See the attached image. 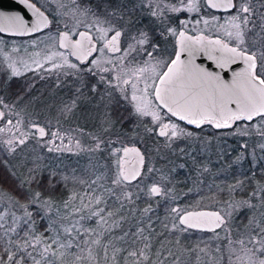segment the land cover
Returning a JSON list of instances; mask_svg holds the SVG:
<instances>
[{"label": "snow or ice", "instance_id": "obj_1", "mask_svg": "<svg viewBox=\"0 0 264 264\" xmlns=\"http://www.w3.org/2000/svg\"><path fill=\"white\" fill-rule=\"evenodd\" d=\"M130 2L131 8L125 4L119 10L109 11L106 8L98 11L91 6V0H71L72 15L76 23L71 27L65 24L64 31L57 29L52 45V49L57 50L49 49L44 54L45 63H50L52 68L61 71L64 76L72 77L78 85L73 98L61 109L62 114L71 113L87 89L100 98L104 109L105 132H108L115 125L110 119L113 102L119 105L126 101L131 106L130 117L136 127L130 128L126 133H117L116 140L94 136L93 146L86 149L89 153L100 154L104 153L105 148L108 149L110 157L115 160L111 183L117 187L128 186L133 181L139 184L144 179L147 148L142 152L136 146L138 139H135L141 134L164 138V144L158 146L157 155L160 147L166 153L175 155L178 141L193 138L192 131L170 119L166 121L161 115L162 111L195 128L209 124L218 130H231L233 134L240 136L248 135L251 130L264 140V0H254L260 4L259 11L249 0H171L168 3L164 0H152L147 3V7L146 0ZM20 3L32 9L35 19L0 14V33L32 35L44 29L57 28V18L49 19V15L37 7L36 3H31L30 0H20ZM201 5L230 13L225 23L214 29L222 32V35L211 36L205 32L218 19L216 17L212 20L197 18L195 25L203 24L204 28L190 35L188 25L191 21L181 20L178 30L167 15L169 12L199 13ZM142 9L157 23L159 31L155 34L147 29L135 28L130 19L125 20V16L131 17ZM191 31L195 32V29ZM166 37L176 38L175 50L167 58L161 51L159 42ZM2 43L3 40L0 39V44ZM32 43L35 45L36 42ZM12 51L19 50L14 48ZM32 55L40 56L41 53ZM71 57L76 62H72ZM198 57H206L209 63H197ZM5 59L9 61L7 66L12 76L21 75L18 63L30 70V66L23 60H12L7 54ZM32 63L37 67L43 66L39 60H33ZM237 63L242 65L240 71L233 67ZM228 71L232 72L231 79H225ZM90 80H95V83H88ZM0 105H4L2 99ZM4 117L5 113L0 111V120ZM146 117L150 118L151 127L144 120ZM20 123L17 121L13 125L11 120H6L5 126L0 127V132H11L15 128L18 133L4 142L10 155L17 150L23 151L21 146L26 145L29 138H38L46 145H54L48 147L49 152L72 151L67 145H55L56 140L64 139L58 130L48 131L46 126L33 122L30 125L31 131H21ZM8 125L12 127H7ZM121 136L133 146H124ZM45 137L48 139L45 140ZM71 139L69 138V143ZM116 143L121 147L116 148ZM75 146L81 149V141L76 140ZM241 147L247 150L248 145ZM258 147L264 152V143H260ZM179 152L188 155L183 148ZM162 159L167 160V155ZM5 163L6 161L0 160V164ZM32 164L33 167L28 168L19 184L26 202H21L18 196H9L7 204L0 208V247L3 248L0 252V264H100L93 246L101 245L99 237L102 233L86 227V222L97 217L107 224L108 221L102 214L104 210L88 211L92 198L89 203H85V196H90V193L80 195L73 192L63 201L65 211L61 214L60 208L50 197H43L39 191H30V186L37 182L39 171V165L35 161ZM147 172L153 175L159 173L158 178L147 188V193L167 197L171 191L166 186V182L171 183L170 176L155 167L147 168ZM12 174L16 175L15 172ZM67 179V176H60L55 170L48 173L50 187H55L61 181L66 182ZM99 179L103 177L93 180L89 189ZM242 185L243 181H237L235 185L229 186V194ZM109 192L117 200H120L121 195L126 200L132 199V194L123 188L119 194L115 188ZM94 199L98 206L101 199ZM77 200L80 206L72 207V211L68 212L67 209ZM252 200H258L259 205L264 207V186L254 189L248 200L223 201V207L218 211H186L179 216V223L189 228H207L213 232L216 229L230 230L234 212L241 208H257L256 204L250 202ZM17 211L22 215H17ZM107 215L111 217L113 213L109 211ZM37 216L48 221L44 232L35 228ZM244 227L245 231L237 239L233 240L230 233L227 237L229 264H264V213L259 218L251 217ZM173 228H176L175 224ZM140 232L143 233V229ZM143 239L147 241L148 238ZM148 247L145 243L144 249L131 251L129 256L147 260L145 249ZM103 251L104 264H108V247L103 246ZM118 251L119 249H113V262ZM232 257H235L234 261Z\"/></svg>", "mask_w": 264, "mask_h": 264}, {"label": "rangeland", "instance_id": "obj_2", "mask_svg": "<svg viewBox=\"0 0 264 264\" xmlns=\"http://www.w3.org/2000/svg\"><path fill=\"white\" fill-rule=\"evenodd\" d=\"M45 5L46 3L48 5H51V7L55 11V16L57 20L59 21V24L56 28L59 31L65 30V24H67L69 27H71L74 23H76L75 18L72 15V9L73 5L71 4V0H42ZM124 2V0H112L110 3H115V5L119 8L121 7V4ZM127 4H130L129 8H131V2L130 0L126 1ZM152 2V0H146L145 7H147V3ZM165 3L171 2V0H164ZM250 3H253V6L259 11L260 10V4L259 2H254V0H249ZM60 5H64L65 7H61ZM202 7V5H201ZM204 9H202L201 14L199 13H188V12H180V13H171L169 12L167 15L170 18V21L174 27H177L179 30L180 24L179 22L181 20H189L191 21V17L198 15V18L203 17L205 19L212 20L213 17L218 18L216 21H214L209 29H206L205 32L208 35L215 36L217 34L222 35V32H216L214 29L218 28L219 24H224L225 19L230 15H225L222 17L218 16H210L209 14H205ZM64 13H67L65 15ZM184 18V19H183ZM145 19V20H144ZM146 19H150L151 22L148 21V23L144 26L141 25L144 24ZM125 20H129L125 16ZM134 24L135 28H142L147 29L150 32L151 28H156L157 32L159 31V27L156 22H154L153 18L147 14L143 9L141 11H137V14L134 15L133 18L130 19ZM127 27V25H126ZM188 28L195 29V32L191 31L192 33L196 34L199 32V30L203 29V24L195 25V21L189 23ZM48 30V29H46ZM45 30V31H46ZM44 31V32H45ZM155 32V31H154ZM48 33V32H47ZM49 37H51L50 41L47 43L41 40H30L29 42H23L22 44L16 40L17 38L7 39L2 38L3 45L8 46V48H4L2 44H0V58L4 61L3 63L5 66L8 65L9 61L5 59V54H7L8 57L12 60L16 61H25L29 66L30 70L26 69L23 64L18 63V67L20 69L21 76H25L27 78H30L34 82H39L41 80L48 79L50 77L58 79L59 77L63 78L66 77L62 74L61 71H58L57 69L52 68L50 63L44 62V54L49 50L52 49L53 45V36L55 33H48ZM53 34V35H52ZM154 34V33H153ZM169 40H175V37H169ZM44 40V39H42ZM33 41H35V45H33ZM37 43H42L41 47ZM46 44L47 49H44V45ZM48 44V45H47ZM22 46V48H21ZM18 49L19 51L13 52V49ZM57 50V49H52ZM59 51H62L58 49ZM39 52L41 53L40 56H34L33 53ZM33 60H39L40 63L43 65L42 67H37L34 63H32ZM8 67V66H7ZM9 69V68H8ZM10 74L11 70L9 69ZM30 74V75H29ZM18 77V76H14ZM60 78V79H61ZM62 81V80H61ZM58 84V83H57ZM59 87L63 90L66 89L67 86L60 84ZM28 98H25L24 96H21L20 99L14 101L13 103L6 101L1 95L0 99L3 100L4 105H7L8 107L5 108L4 105H0V110L5 113L4 119L0 122V127L5 126L6 120H11L13 122V125L17 123V121H20V129L21 131H31L30 125L33 122H38L41 126H46V130L48 131H59L61 135L64 137L63 141L56 140L55 145H67L71 147L72 151H54L49 152L48 147L54 146V145H46L43 140H39L38 138H29L26 142V145L21 146L23 148V151L17 150L16 153L11 154L12 158H16V168L17 171L21 174L22 180L24 179L25 175L27 174L28 168L33 167L32 161H35L37 165H39V171L37 173V176L43 175L44 173H49V171L55 170L60 172L62 176H67L69 182L71 183V187L68 189V194L65 197L64 200H54L56 202V206L60 208L61 214H64V208H63V201L67 200L68 197L73 193H78L80 195H85V193H90V196H85V203H89V199H91V205L90 209L88 211H91L92 209H103L104 212L102 213L105 217V219L108 221L107 224H104L102 221H100L97 217H93L92 220L86 222V227H90L93 229H96L97 232L102 233L100 235L101 245L100 246H93L94 254H98V260L100 264H104V251L103 246L108 247V258L109 262L108 264H121L122 262V236H118V232L122 230L121 228H125V232L134 233L135 238L138 240L139 237H141L140 234V227L138 222V216L136 219H134L135 223L137 224V227L134 229H130V226L125 227L124 218L119 216L117 213V207H113L112 210L110 208L111 201L113 200L114 203H116L118 200L115 198V196L111 195L109 190L115 188L116 192L119 194L121 191L122 186H115L111 183V178L114 175L115 172V160L114 158L110 157L108 153V149L105 148L104 153H89L86 151L87 148L92 147V137L99 136L103 139H111L116 140L117 133H125L123 128L120 126L114 125V127L108 131L105 132V126L102 124V120L100 117H102V114H98L96 110L93 109V107H88V109L84 111H79L78 109H74L71 113L62 114L61 109L63 108L64 104L68 102V99L64 93H53L50 92L49 95L46 92L45 95H41L40 93H34V89L31 90V86L29 87ZM34 91V92H33ZM55 91V90H52ZM54 94L58 96L57 99H54ZM47 96V99H42ZM100 113V112H99ZM104 118V116H103ZM73 125H83L86 126L89 129L83 130L82 128L75 133L72 132L71 128L69 126ZM7 127H12V125H8ZM151 127V126H150ZM14 135H18L15 128H12L11 132H0V143L6 148V145L4 142L11 138ZM220 139L215 140V145H219V141L221 142L220 150L217 149L215 146H211V141H208L207 139L195 142L190 141L188 143L189 145V151L185 149L184 145L187 144L186 140H180L177 142L178 148L177 153L174 155L172 153H166L165 150H163L162 147H160L159 155H157L158 146H162L164 142H151L148 138L149 136H145L141 134L140 137L135 138L138 139L139 143L136 144L137 147H139L142 152L145 151V148H147L146 156H145V168H144V179L139 182V184L135 183L134 186L129 188H123L125 191L130 192L133 194H138L145 196V192L147 191V188L151 186L152 182L158 178L159 173L153 175L151 173L147 172V168L155 167L157 169H162L165 174L170 176L171 183L166 182L167 188L171 189L169 195L167 197L159 196L162 198L164 203H167L169 205V214L171 215V219H176L178 221L179 216L182 213H185L186 211H195V210H216L218 211L221 207H223V201L225 200H232L233 192L229 194V188L228 184V176H227V169H228V162L224 159V157L227 155V151L223 152L222 149L227 148L228 145L223 141L222 135H219ZM217 137V136H214ZM69 138L71 139V143H69ZM122 139H124V146L131 147L133 146L132 143L129 142L128 139L121 136ZM48 137H45V140H47ZM222 139V140H221ZM257 139V138H256ZM254 136L251 138V148L255 151V145L253 142L261 141L260 143H264V140L258 139L256 140ZM80 140L81 141V150L78 149L75 146V141ZM244 143L243 139H239V144ZM116 148L121 147L119 143L115 144ZM183 148L185 152L188 153V155H183L179 152V149ZM219 150V154L217 152ZM212 154H216V158L213 161L212 160ZM259 154V153H256ZM167 155V160L162 159ZM199 158L203 163L199 162ZM259 160L258 156H256ZM198 160V161H196ZM26 162V163H25ZM216 164L217 172H213L212 165ZM179 165H183V167H179ZM264 166V163L262 164ZM251 167L252 170H255L256 164L253 162ZM207 169V171H204V169ZM97 177H103V179L97 180V183L92 185V188L89 189V185L92 183L93 180H96ZM76 178V179H75ZM204 179V180H203ZM207 179V180H206ZM71 180V181H70ZM75 180V181H74ZM74 181V182H73ZM82 181L84 183H82ZM76 184L74 186L73 183ZM251 187L256 189L258 186H264V180L259 182L258 180L254 179L251 181ZM208 187H214L215 191L213 193H206L207 195L205 197H202L201 199H198L197 201L193 202H186V200L190 199L191 196H196L200 194V192H203L205 189V186ZM33 190V188H31ZM30 189V191H31ZM241 189V187H240ZM253 189V190H254ZM32 192V191H31ZM37 192L33 190V193ZM221 192H226L227 195ZM202 194V193H201ZM251 194V193H250ZM249 194V195H250ZM249 195L247 196V199H249ZM10 195L7 194L5 191H0V208H3L8 201V197ZM149 197H152L148 194ZM222 196V197H221ZM44 197V196H43ZM95 197H99L101 199V203L97 206L95 204ZM234 199V198H233ZM121 201H118L121 206H130L133 204L132 202H129V200H126L121 195L120 198ZM234 201V200H233ZM242 200H236V202H241ZM253 204L257 205V208L247 209V208H241L238 211L233 213V219L230 221L231 228L230 230H224L221 229V233L218 236H214L213 239H208V241L215 243L213 246H200L197 247L196 245H178V242L181 240L174 239L173 241H170V245L164 247L162 245H159L157 248L162 249H156L154 251V255L150 256V262L154 264H161L164 261H168L170 258L172 259V264H229V245H228V239L229 233L231 235V238L233 240L237 239L239 234L245 231V227L243 226L240 231L236 230V217L239 216V214H247V222L245 225L248 224V220L256 216H260L261 213H264V208L259 205L258 200H252L250 201ZM80 202L79 200L75 201L72 206H70L67 211L71 212L72 207H79ZM177 206L179 208L177 213H173L172 209ZM117 208V209H116ZM260 209V212H257V210ZM127 211H130L128 208H126ZM111 211L113 215L109 217L107 213ZM130 214H134L132 211ZM17 215H22L21 212L17 211ZM136 215V214H135ZM117 216V217H116ZM144 215H141V217ZM144 219L145 218H141ZM36 224L35 228L39 232H44L48 221L45 219H41L39 216L35 217ZM132 230V231H131ZM133 235V236H134ZM170 235V234H169ZM181 236V235H179ZM225 237V238H224ZM87 238V237H86ZM144 238V237H143ZM141 239L140 242H145L149 244V238L147 241L144 239ZM217 238V239H216ZM220 238V239H219ZM224 238V239H223ZM132 239V238H131ZM180 239V237H178ZM219 239V240H218ZM222 239V240H221ZM200 242H204L205 239L201 238L199 239ZM133 242L132 240H130ZM223 241L222 248L217 244V242ZM145 243H143V248H145ZM133 244V243H132ZM141 245V246H142ZM152 244H150L151 246ZM237 251H239L238 246ZM119 249L118 252L115 253V261L113 262L111 260V257L113 256V249ZM203 249V251H201ZM219 249V251H217ZM3 251V248L0 247V252ZM134 251L129 249L126 253L125 259H130V261H124L122 264H138L136 263L137 260L134 259L135 263L132 262L133 258L132 256H129V252ZM147 252V250H145ZM125 253V251H124ZM124 255V254H123ZM148 256V255H147ZM154 256V257H153ZM153 257V259H152ZM143 259L142 257H137V259ZM69 259L71 257L69 256ZM233 261L235 260V257H232Z\"/></svg>", "mask_w": 264, "mask_h": 264}, {"label": "trees", "instance_id": "obj_3", "mask_svg": "<svg viewBox=\"0 0 264 264\" xmlns=\"http://www.w3.org/2000/svg\"><path fill=\"white\" fill-rule=\"evenodd\" d=\"M30 1L32 3H36L37 7H40L42 11H45V14L49 15V19H52V17H56L55 11L51 7V5H48L47 3L45 5L43 2H41L42 0H30ZM111 1L112 0H91V6L96 7L98 11H104L106 8L109 9V11L119 10L121 8V7L118 8L115 5V3H110ZM126 1L127 0H124L121 6L127 4ZM85 2H87V0H85ZM127 6L129 7L130 4H127ZM203 9H204L203 11L205 14H213L204 6H203ZM229 14L230 13L217 14V15L219 17H222V16L229 15ZM134 15L131 17L126 16V18L131 19L134 17ZM47 32L56 34V28L51 29V30L48 29L45 32H42L40 34L31 36V37L17 38L16 40H18L21 44L23 42L27 43L30 40H35V39L41 40L47 43L51 39V37L48 36L49 34ZM0 37L7 38V39L14 38V37H5L2 35H0ZM54 38H55V35L53 36V39ZM37 44H39L40 47L42 46L41 45L42 43H37ZM3 46L5 49L8 48V46H5V45ZM45 48L47 49L46 44L44 45L43 51L45 50ZM3 62L4 61L0 58V95L6 101L13 103L14 101L20 99L21 96H23L24 94L25 76H21V77L12 76L10 74L8 67L5 66ZM0 160L6 161L5 164H0V191H5L10 196H18L20 197L21 202H26V198L21 194V191L19 189V184L22 178H21V174L17 171V168H16V165H17L16 158L15 157L12 158L11 155L6 150V148L1 143H0ZM13 172H15L16 175H13L12 174ZM58 173L60 176H62L60 172ZM73 184L74 186H76L75 183ZM134 184H131L128 186H125V185H121V186L123 188L131 189L134 186ZM71 186H72L71 183L69 182V180H67L66 182L61 181L60 183L56 184L55 187H50L48 184V173H44L43 175L37 176V182H34L30 186V189L33 188V190L39 191L44 197H50V198H53L54 200H64L68 194V189ZM33 190L31 189L32 192ZM250 190H252L251 186H250ZM214 191L215 189H213V191H210L209 194L213 193ZM221 193H224L225 195H227L226 192H221ZM189 198L190 199L186 200V202H193L194 200L196 201L197 195L191 196ZM118 201H121V200H118ZM118 201L114 203V201L112 200L111 203L113 205L110 204V208L111 210L114 206L118 208V209L116 208L118 211L117 213L119 214L120 217L122 216L124 218L123 221L125 223V227L126 225L130 226L129 228L134 231V229L137 227V224L134 221L136 217L134 216H138L139 218H138L137 223H139L138 224L140 227L139 229H143V233L140 232L139 234L141 236L139 237V239L141 240L143 237L149 238V242H148L149 247L145 249L147 250L146 254L148 255V259L143 260L141 258L137 259V257H135L132 260L133 263H135L134 259H136L137 260L136 263L139 262V264H154L150 262L149 255L150 254L154 255V251H156V249H162V248H157L159 245H161V247L163 245L164 247L168 248L167 246L171 244L170 241H173L174 239L181 240L180 242H178V245L180 246L193 244V245H196L197 247H200V246L204 247L207 245L214 247L215 243L208 241V239L215 238L214 236H217V234L213 235L209 233H200V232L182 227L176 219H171V215L169 214V211H168L169 205L167 203H164L161 197H154V196L153 198L149 197L146 191L145 196L133 194L132 199L129 200V202L133 203L130 206L120 207L121 204ZM126 208H128L130 211H127ZM145 209H149V211L146 212ZM131 211L134 214L131 215L130 214ZM257 212H260V209H258ZM141 215H144V216L141 217ZM141 218H145V220ZM236 220H237L235 221L236 225L240 226L239 228H237L235 225L236 230L240 231L247 222V214L245 213L239 214V216L236 217ZM173 224L176 225L175 229L173 228ZM166 225L167 227H165ZM121 229L124 230V232L122 231L118 232V236H122L121 240L123 241L121 244L122 249H123L121 259L123 262V260L126 257V253L129 249L134 250V251H137L139 249H144L142 244L145 242H140V240L135 238L134 233L125 232L126 230L125 228H121ZM221 232L222 231L220 229V231H218V234H220ZM178 237H180V239H178ZM201 238L205 239L204 242H200L199 239ZM130 240H132L133 242H131ZM150 244L152 245L150 246ZM217 244L222 248L223 241L217 242ZM124 261L125 262L130 261V259H125ZM122 262L120 263L122 264ZM161 264H172V259L170 258L168 261L166 260Z\"/></svg>", "mask_w": 264, "mask_h": 264}, {"label": "flooded vegetation", "instance_id": "obj_4", "mask_svg": "<svg viewBox=\"0 0 264 264\" xmlns=\"http://www.w3.org/2000/svg\"><path fill=\"white\" fill-rule=\"evenodd\" d=\"M202 9H203V5L201 7V11ZM201 11L199 12V14H201ZM209 11L213 13V14H209L210 16H218L217 14H228V13H217L211 10ZM197 18H198V15H195V16H192L190 20L194 22ZM146 21L147 22H145L144 24H142L143 23L142 22L141 25L144 26L148 23V21L151 22L150 19H146ZM154 31L157 32V29L156 28L150 29V33L155 34ZM189 34L192 35L194 33L189 31ZM169 39H170L169 37H166V38H161L159 40L160 45H161V51L164 53L165 58H167L168 54L174 52L175 50L176 39L173 41ZM122 41H123V38H122ZM70 59L72 60V62H76L75 59H73L72 57ZM60 78L61 77H59L58 79L50 77L48 79H45V81L41 80L37 83L33 81L34 79L31 80L27 76V78L25 77V83H24L25 88H24L23 96L25 98H28L27 96L29 92L27 91H29L30 89L29 87L31 86L32 87L31 90L34 89L35 91V92L33 91L34 93H37V94L40 93L41 95H45L46 92L48 93V95L50 92L57 93V94L64 93L69 101L70 99L73 98L75 94V89L78 85L76 84L75 80L72 77H63L61 79ZM61 82H63V85L67 86L65 90L64 89L62 90L59 87ZM88 83H95V80H90L88 81ZM52 90H55V91H52ZM57 98L58 96L54 94V99H57ZM42 99H47V96ZM89 106L93 107V109L96 110L98 114H102L104 116V109H103V105L100 102V98L86 89L84 91L83 96L79 98L75 109H78L79 111H84L88 109ZM130 112H131V106L128 105L126 101L119 105H116L113 102L112 106L110 107V119L115 122L116 126L122 127L125 133L128 132L130 128L136 127V125L132 122V118L130 117ZM161 115L164 116L166 121L170 119L173 122L179 123L181 127L186 128L193 132L194 134L193 138L186 140L187 144L184 145L187 151L190 150L189 145H188L190 141L199 142L205 139H207L208 141H211V146H215L217 147V149L220 150L221 142L219 141V145L216 146L215 140L220 139L219 135H222V137L224 138L223 141L228 145L227 148L222 149L223 152L228 150L227 155L224 157L225 160L229 161L228 169H227V176H228L227 180H228L229 185L227 186L229 188V186L235 185L237 181H243V185L241 189L238 188L236 191L233 192L232 200L234 201L242 200L243 201L244 199H247V196L250 193H252L254 189L252 187V190H250V186L252 183L251 181L254 179L258 180L259 182L264 180V166H262V164L264 163V152H261L258 147L259 142L261 141L253 142V144L255 145V151L251 148V138L253 136L255 139L257 138L256 140L261 139L255 133V131L250 130L248 135L240 136V135L233 134L231 130H227V129L218 130L213 125H209V124H204L201 128H195V126L188 125L184 121H179L176 117H171L170 114L165 115L163 111L161 112ZM103 116L100 117L103 122L102 124H104ZM121 117H124L127 119L122 120ZM144 120L146 122H149V126H151L150 118L146 117L144 118ZM37 122H41V121L39 120ZM69 127L71 128L73 133H75L76 131H78L77 133H79V130L81 128L83 130L89 129L83 125H73ZM214 136H217V137H214ZM240 138L243 139L244 143L238 145ZM148 139L151 142H164V138L157 137L155 135L149 136ZM244 144L248 145L247 150H244L241 147ZM219 150H217L218 154H219ZM256 153H259V154H256ZM212 155L213 156L211 158L214 161L217 155L216 154H212ZM256 156H258L259 160L257 159ZM195 159H198L200 163L201 162L203 163V161H201L199 158L196 157ZM253 162L256 164V167L254 168L255 170H252L253 168L251 167ZM212 169H213V172H217L218 168L216 167V164L212 165ZM213 189L214 187H208L206 185L204 191L200 192V194L197 195L196 201L198 199H201L202 197H205L210 191H213ZM154 197H159V196H154ZM178 210L176 212H173V211L172 212L177 213ZM212 211H216V210H212ZM178 221H179V218H178ZM218 231H220V229L215 232H200V233H209V234L215 235L218 233Z\"/></svg>", "mask_w": 264, "mask_h": 264}, {"label": "water", "instance_id": "obj_5", "mask_svg": "<svg viewBox=\"0 0 264 264\" xmlns=\"http://www.w3.org/2000/svg\"><path fill=\"white\" fill-rule=\"evenodd\" d=\"M209 10H211L213 12H217V13H228V12H224L222 10H217V9H209ZM0 14H4V15H21V16L31 17L33 20L35 19V16L33 14L32 9H30V8L26 7L24 4L20 3V0H0ZM0 23H2V21H0ZM45 30L46 29H44V30H42L40 32L34 33L32 35H10L8 33H0V35L5 36V37L26 38V37H31V36L37 35L39 33H42ZM60 50L66 51L64 49H60ZM72 58L75 59L74 57H72ZM197 63L207 64L209 62L207 61L206 57H204V58H199L198 57L197 58ZM233 67L236 68V71H240L242 65L237 63L236 65H233ZM231 78H232V72L228 71L227 76L225 77V79H231ZM1 121L2 120H0V122ZM135 182L136 181H133L132 183H135ZM173 209L178 210L177 207H174ZM195 211H197V212H201V211L202 212H213L212 210H195ZM182 215H184V213ZM181 226L184 227V228L190 229V230L197 231V232H213L211 230H208L207 228L201 229V228H189L186 225H181ZM217 230H219V229H216V231Z\"/></svg>", "mask_w": 264, "mask_h": 264}]
</instances>
